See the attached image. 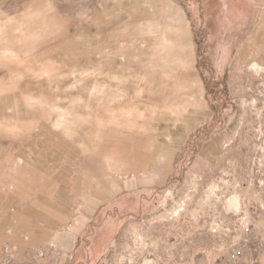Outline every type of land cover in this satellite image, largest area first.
<instances>
[{"label":"rangeland","instance_id":"1","mask_svg":"<svg viewBox=\"0 0 264 264\" xmlns=\"http://www.w3.org/2000/svg\"><path fill=\"white\" fill-rule=\"evenodd\" d=\"M0 264H264V0H0Z\"/></svg>","mask_w":264,"mask_h":264}]
</instances>
